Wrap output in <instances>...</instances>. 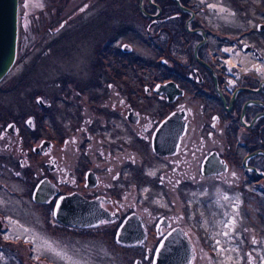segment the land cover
<instances>
[{
	"label": "flooded vegetation",
	"instance_id": "flooded-vegetation-1",
	"mask_svg": "<svg viewBox=\"0 0 264 264\" xmlns=\"http://www.w3.org/2000/svg\"><path fill=\"white\" fill-rule=\"evenodd\" d=\"M96 3L68 4L48 28L47 48L64 37L71 55L89 51L88 75L69 78L75 86L61 95L36 93L33 104L9 99L19 115L0 121V264L80 260L72 241L114 244L133 264H153L160 244L185 260L176 247L187 245V264L207 249L219 264L216 240L233 249L232 264H261L264 21L241 31L234 12H207L226 0H137L143 30L137 18L101 13ZM34 6L42 8L22 0L23 24ZM147 38L163 42L159 63ZM44 213L67 246L57 245L58 229H41ZM229 220L230 244L217 235Z\"/></svg>",
	"mask_w": 264,
	"mask_h": 264
},
{
	"label": "rangeland",
	"instance_id": "rangeland-1",
	"mask_svg": "<svg viewBox=\"0 0 264 264\" xmlns=\"http://www.w3.org/2000/svg\"><path fill=\"white\" fill-rule=\"evenodd\" d=\"M34 1L37 4H40L42 8L39 9L34 6V9L31 11V15L28 16L29 18L24 20L23 24L24 9L22 7V0H19L17 53L11 69L0 81V121H7L9 119L18 117L19 112L17 111V107L13 106L12 99L14 100L15 105H20L19 101L25 99L26 101L28 100L33 104V99L36 93H45L44 95L47 96H52L54 95V93L61 95V93L69 91L70 87L75 86L74 80H68L69 78H77L78 76L88 75L86 74V72L88 70L87 62L89 51L87 50L86 52L84 47H81L83 48L82 51H79L77 54L71 55L72 49L69 44L65 43L66 41L64 37H58L57 42L54 43V46L56 47H54L53 49L51 47L47 48L51 45L52 40L48 28H53L58 22V19L56 20V22H54V16H56L60 12L61 15L59 14V16H64L63 14L66 13L68 4L70 5V7H72L77 6V4L80 5L82 2L85 4H89L94 0H74V2L70 3V0ZM96 1H98V3L102 2L99 7H96L97 9H101L99 10V12L111 13L116 16L119 15L120 17L127 13L128 16L126 17L132 19H134L135 17L144 24L142 25L140 23L141 25L139 29H146V18L144 19L143 16L140 17L139 10L137 8V0ZM238 1L239 0H226V2H228L227 4H225L226 6H223L221 4L215 6L211 5L214 7L212 8L213 10H208L207 12H234L237 16H234L233 29L241 31L250 30V28H253L254 23L257 22V20L264 21V0ZM98 3H96V5H98ZM61 7H64V9H62V11H59L58 9H60ZM244 7L246 8L244 9ZM69 8H67V11L69 10ZM114 15L112 16L114 17ZM242 17L248 18L245 19V23H242ZM61 32L62 31H59L54 36V38L57 37ZM125 40L128 39L126 38ZM146 40L147 41L144 46L146 48L148 47V49H153L152 60H154V62L156 63H159V61L162 60L163 56H167L165 49L161 47L163 45V42L160 39L152 42L148 38ZM128 41L131 42L130 40ZM102 46L103 45L101 44L99 48H101ZM170 49L173 51V54H176L179 50L176 47ZM112 53V50H105L104 57L106 62H104L105 64L103 69L105 70L106 76H111L110 65H112L113 61ZM135 54L137 55V57H134V61H139V57L141 56L140 51L136 50L132 54V56H135ZM142 59L146 60L143 57ZM110 60L111 62H109ZM89 72V75H92L94 73L92 71V68ZM51 82H58L60 84V87L51 86ZM30 92L31 94L28 95ZM9 99L12 102H9ZM22 119L23 116H20L19 121H21ZM39 224L43 231L46 226L50 231H53L55 228V225L51 222L50 218H47L45 213L42 214ZM57 229L58 228H55V230ZM62 232V228H59L57 232H54L59 233L57 240V245L59 247H65L69 244L68 242H66L67 240H64L66 238L63 236ZM72 242H70L71 248L74 251H79L82 254L81 256H79L80 260L76 256H73V261L70 259L62 260V256H59V264H72V262H77V264H133L129 259H125V252H122L119 249V246H116L114 244L97 245L80 241ZM197 242H200L198 244L199 246L207 249V245L203 240L198 239ZM105 250L106 253L104 254ZM43 252H45L44 249ZM209 256H211V251L207 249V253L203 255L202 259L197 261V264H216V262H214L213 260H208ZM44 262L45 264H50V262Z\"/></svg>",
	"mask_w": 264,
	"mask_h": 264
},
{
	"label": "water",
	"instance_id": "water-1",
	"mask_svg": "<svg viewBox=\"0 0 264 264\" xmlns=\"http://www.w3.org/2000/svg\"><path fill=\"white\" fill-rule=\"evenodd\" d=\"M18 4L19 0H0V81L11 69L17 53V34H18ZM264 29V24L258 26ZM64 204V203H63ZM63 212H56L59 221H67V215ZM184 245V244H183ZM174 247L168 244H160L157 250V257L153 260V264H187L189 253L187 245H178L186 256L183 258H174L176 251ZM165 252H169L172 258H165Z\"/></svg>",
	"mask_w": 264,
	"mask_h": 264
},
{
	"label": "snow or ice",
	"instance_id": "snow-or-ice-1",
	"mask_svg": "<svg viewBox=\"0 0 264 264\" xmlns=\"http://www.w3.org/2000/svg\"><path fill=\"white\" fill-rule=\"evenodd\" d=\"M234 224H235L234 220H229L228 223L224 225V227L228 228L229 231H225V232H222V233H217V235H223L224 237H228L229 238V240H228L229 244L231 243V239H230V237H231V229H232ZM252 243H256V241L253 240ZM215 247H216L218 253L222 257V259L220 260L219 264H232L233 258L228 253L233 251V249H231L229 247L221 246V241H219V240H216ZM56 254L57 255H62L60 251H57ZM62 258L68 259L66 255H63ZM72 264H77V262H72ZM235 264H238V261L235 262ZM261 264H264V256H261Z\"/></svg>",
	"mask_w": 264,
	"mask_h": 264
},
{
	"label": "bare ground",
	"instance_id": "bare-ground-1",
	"mask_svg": "<svg viewBox=\"0 0 264 264\" xmlns=\"http://www.w3.org/2000/svg\"><path fill=\"white\" fill-rule=\"evenodd\" d=\"M17 37H18V34H17ZM239 56H240V58H239L240 61H242V62L248 61V59H247L248 57L247 56H244L242 54H240Z\"/></svg>",
	"mask_w": 264,
	"mask_h": 264
}]
</instances>
